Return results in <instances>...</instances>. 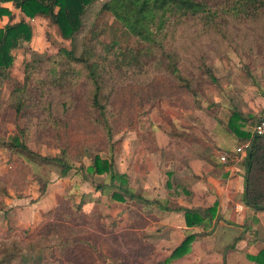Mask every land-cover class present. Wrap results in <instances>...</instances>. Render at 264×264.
Returning <instances> with one entry per match:
<instances>
[{"label":"rangeland","instance_id":"rangeland-1","mask_svg":"<svg viewBox=\"0 0 264 264\" xmlns=\"http://www.w3.org/2000/svg\"><path fill=\"white\" fill-rule=\"evenodd\" d=\"M104 1L95 0L86 7L81 28L70 40L63 39L48 18L38 15L29 18L11 3L5 4L11 17H1L0 27L23 18L32 26V37L12 51V66L0 82V186L3 188L0 200L25 195L27 201L30 199L26 204L47 208L33 237L24 243L30 246L26 249L47 257L49 264H168L172 261L171 252L184 237V229L174 227L183 222L182 213L111 198L112 190L98 188L108 184V175L91 173L87 154L98 152L102 158L111 159L115 171L128 176L131 188L147 197L143 191L146 189L139 187L136 176L141 174L135 175L136 169L145 171L148 179L145 177L144 182L156 180L151 177L164 175L166 169L162 163L169 153L183 150V112L187 108L179 100L184 90L168 89L156 100L141 101L140 106L132 105L128 113H123V93L113 88L110 91L108 86L107 110L116 114L111 119V137L103 133L101 125L89 120L91 113L86 100L89 85L82 75L83 69L77 63H66L59 48L73 49L79 55L83 38L95 22L97 29L105 31L101 35L104 41L118 35L121 45L137 46V40L112 15L98 13ZM169 47L177 52L181 75L191 77L197 90L202 88L199 93L204 95L205 102L207 94L220 95L224 107L235 94V87L255 83L264 72V19L249 22L228 19L208 32L202 31L195 21L186 20L169 37ZM69 68L75 73L65 76L69 80L65 86L39 84L42 80L51 81L59 70ZM26 73L30 80L27 90L21 91L22 103L17 113L10 94L15 82L23 85ZM126 80L133 84H155L153 88L157 91L163 90L164 83L172 81V76L162 67L150 66L144 74L128 75L124 80L116 77L110 84L121 88ZM168 93L176 97L172 99ZM11 140L23 142L42 156L65 153L72 167L62 176L58 164L11 150L7 146ZM177 157L182 156L177 154ZM10 172L15 176L14 183L2 186V180ZM152 185L147 188L159 195L161 190ZM161 196L154 198L164 200ZM170 206L177 204L172 200ZM21 247L19 244L15 251L21 252ZM1 251L0 248V254Z\"/></svg>","mask_w":264,"mask_h":264},{"label":"trees","instance_id":"trees-1","mask_svg":"<svg viewBox=\"0 0 264 264\" xmlns=\"http://www.w3.org/2000/svg\"><path fill=\"white\" fill-rule=\"evenodd\" d=\"M95 0H0V18L4 15L11 17V11L5 6L11 3L26 17L40 16L48 18L59 30L63 39H72L82 25V17L88 5ZM99 14L112 15L129 33L137 40V46H123L118 35L111 41L101 38L105 31L96 28V22L88 30L86 38L82 41V50L79 55L73 49L59 48L65 57L66 63H77L83 69V76L88 82L89 91L86 96L89 120L98 123L107 137L112 135V123L116 114L107 110L109 90L112 88L123 93L122 101L125 107L121 109L128 113L131 106H140L141 101L156 100V98L168 89H183V96L179 102H183L187 109L213 110L217 105L205 102L204 95H200L191 81V77L182 76L177 65V52L169 47V37L174 34L176 28L186 20H193L199 24L200 29L208 32L218 28L219 24L228 19L237 21H259L264 19V0H106L98 11ZM32 37V26L25 19L17 22L6 23L0 27V82L7 77L8 68L13 63L12 51L20 42H28ZM28 68V65H26ZM150 66L162 67L172 76V81L164 83L163 90L153 88L155 84H133L129 80L122 86L110 84L116 77L124 78L144 74ZM75 73L72 69L59 70L58 75L52 80H42L54 87L65 86L69 80L65 78L68 73ZM23 85L15 82L10 96L15 111H20L22 98L21 91L27 90L30 76L26 73ZM150 80V79H149ZM153 80V79H151ZM150 80V81H151ZM149 81V82H150ZM145 82V81H144ZM65 84V85H64ZM174 89V91H177ZM171 91V90H170ZM168 91V92H170ZM172 99L174 94L168 93ZM207 101V100H206ZM143 104V103H142ZM227 122L220 121L224 129L235 136L238 141L250 140L246 155L242 162L244 168V190L242 201L246 207L254 212L264 211V136H250V130L244 129V124L237 121L239 112L233 108ZM7 146L11 150H18L22 154H29L43 162H52L60 166L61 175L64 176L71 169L72 164L65 153L60 156H42L30 150L23 142L8 141ZM64 151V150H63ZM231 155V151H227ZM86 154H83V156ZM90 158L88 170L91 173H106L108 184L99 185V190L111 191V198L117 201H136L140 204H150L159 207L163 211H179L186 225L183 240L176 245L170 254V259H177L190 249V245L199 234H206L213 229L212 220L216 215L214 207L205 209L186 207L177 204L170 206L171 200L166 198H147L140 191L134 190L129 184L126 174L115 171L111 159L102 158L98 152L87 154ZM232 161L231 156L226 163ZM14 174H10L2 180L1 185L13 184ZM25 178V172L22 180ZM11 179V180H10ZM8 180V181H6ZM3 188L0 186V193ZM44 186L41 192L44 191ZM1 197V194H0ZM6 209L4 200H0V210ZM197 228L198 230H194ZM1 246V256L4 249ZM3 258L0 259V264Z\"/></svg>","mask_w":264,"mask_h":264},{"label":"crops","instance_id":"crops-1","mask_svg":"<svg viewBox=\"0 0 264 264\" xmlns=\"http://www.w3.org/2000/svg\"><path fill=\"white\" fill-rule=\"evenodd\" d=\"M258 79L255 83L235 87V94L224 107L222 96L207 94V103H215L217 108L222 106L216 111L187 109L183 112L185 132L182 141L177 140L181 141L183 150H176V155L170 152L163 160L164 175L153 176L151 179L156 177V180L144 182L145 171L136 169L135 175L141 174L136 176L139 187L146 189L143 191L147 197L162 195L161 199L169 198L182 206L214 207L216 210L211 232L197 235L190 249L168 264H264V211L254 212L242 201V162L233 159L223 163L219 159L220 154L232 151L242 143L237 145V138L228 133L219 120L227 122L235 108L240 114L236 122L244 124L245 130H251L259 118H264V72ZM196 125L201 128L196 129ZM142 153L144 155V151ZM177 154L182 157L178 158ZM151 183L161 190L159 195L152 194L147 188ZM27 198L25 195L13 199L8 196L6 209L0 210V248H6V254H0L2 264H41L45 259L32 249H26L30 246L24 240L33 237L47 208L26 204L30 200ZM174 227L185 230L186 225L182 222ZM19 244L22 251L17 253L15 247ZM48 260L46 257L42 264H49Z\"/></svg>","mask_w":264,"mask_h":264},{"label":"built area","instance_id":"built-area-1","mask_svg":"<svg viewBox=\"0 0 264 264\" xmlns=\"http://www.w3.org/2000/svg\"><path fill=\"white\" fill-rule=\"evenodd\" d=\"M250 136H264V118H259L251 127ZM250 144V140L242 142L239 146H237L234 150L231 151V155L227 152H224L219 155V159L221 162L226 163L228 158L231 156V159H235V161L243 162L244 157L246 155V148H248ZM241 209V206H240Z\"/></svg>","mask_w":264,"mask_h":264}]
</instances>
